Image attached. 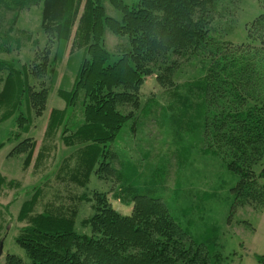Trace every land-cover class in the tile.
Wrapping results in <instances>:
<instances>
[{
    "label": "trees",
    "instance_id": "trees-1",
    "mask_svg": "<svg viewBox=\"0 0 264 264\" xmlns=\"http://www.w3.org/2000/svg\"><path fill=\"white\" fill-rule=\"evenodd\" d=\"M219 1L0 0V12H12L13 21L23 9H40L45 44L35 50V76L50 73L53 79L59 54L69 43L68 53H79L71 87L57 90L64 106L51 109L35 162L39 166L45 148L62 127V143L73 149L59 179L81 192L68 191L63 194L66 201L53 203L43 186H37L23 201L17 215L23 224L15 241L30 264H210L207 248L189 238L160 198L131 191L127 176L114 165L117 153L110 147L120 129L134 120L144 78L154 74L160 86L175 88L174 72L188 59L202 60L204 69L189 82L186 93L172 91L180 107L176 116L188 122L196 119L204 151L221 157L238 175L231 189L233 205L263 208L264 168L256 173L253 166L264 156V13L248 25V37L254 41L233 44L213 29L218 7L224 4ZM233 1L227 0L225 6ZM106 2L117 16L107 13ZM12 31L8 25L3 44L10 41ZM106 31L124 38L118 49H112L115 56L106 47ZM21 33L30 39L26 30ZM31 43L37 48L36 39ZM27 67L17 68L0 59V72L5 71L0 122L16 113V128L21 129L11 130L7 139H18L10 154H24L23 166L29 165L36 142L28 136L21 138L30 120L22 105H34L39 115L48 95L46 89L31 88L28 70L32 67ZM128 105L132 110L122 109ZM78 107L81 120L68 125ZM3 145L0 142V148ZM92 175L112 177L116 197L131 204V212L120 213L110 204L107 192L89 188ZM12 183L0 174V186ZM126 192H130L129 199L123 195ZM40 201L44 206L37 208ZM83 202L91 208L81 221L85 231L76 228L75 220ZM5 257L4 264H24L19 255L7 253ZM257 259L264 264V256Z\"/></svg>",
    "mask_w": 264,
    "mask_h": 264
},
{
    "label": "rangeland",
    "instance_id": "rangeland-1",
    "mask_svg": "<svg viewBox=\"0 0 264 264\" xmlns=\"http://www.w3.org/2000/svg\"><path fill=\"white\" fill-rule=\"evenodd\" d=\"M222 2L224 4L218 7L219 13L212 22L213 29L233 44L253 42L248 37L247 28L264 13V0H234L227 7V0H220L219 4ZM105 6L109 15L117 16L107 2ZM39 13V7L23 9L13 21L15 15L12 12H0V59L14 63L17 68L22 65L28 66V69L32 67L28 70V84L33 90L46 89L48 94L39 115L34 105H22V111L30 116V120L25 123L27 127L25 132H21V138L28 136L36 142L28 166L22 165L24 154H10L18 139L8 140L7 137L11 130L21 129L16 128V113L0 122V142H4L0 148V174L17 183L0 186V264L5 263L7 253L19 255L24 264H30L24 249L15 241V236L23 224L17 220L19 208L23 201L32 196L37 186H43L53 203L65 200L63 194L68 191L81 192V188L73 186H67V190L65 182L59 179L64 173V162L73 149L62 143V127L51 145H48L50 141L46 142L48 146L39 166L35 162L45 138L51 109L64 106L57 90L71 87L79 59V53H68L69 43L66 50L59 54L61 58L57 61V75L53 79L50 73L35 76L33 64L35 55H38V50H35L45 44ZM8 25L13 27V31L10 41L3 44ZM22 30L31 35L30 39L25 38L27 35L22 34ZM34 39L37 40V48L31 43ZM123 41L124 38L105 32L106 47L114 56L116 54L112 49H118V44ZM203 69L202 60H184L173 75L175 88L160 86L154 74L144 78L137 92L140 105L134 110V120L130 119L110 142L111 149L117 153L114 165L127 176L126 184L130 185L133 193L162 200L189 238L207 248L210 264H260L257 256H264V206L255 209L248 205H233L235 199L231 189L238 175L227 168L221 157L204 151L201 126L196 119L188 122L185 117L176 116L180 107L172 91H176L177 95L186 93L189 82L200 76ZM4 78L5 71L0 72V90ZM171 106L174 108L170 109ZM122 109L132 110L130 105L122 106ZM75 114L68 125L81 120L79 107ZM262 168L264 156L253 166L256 173ZM88 187L107 192L110 204L120 213L131 212L132 205L116 197L117 188L112 177L100 179L92 175ZM123 195L129 199L130 192ZM43 206L44 203L40 201L37 208ZM77 212L76 228L85 231L81 221L91 214L90 205L81 203Z\"/></svg>",
    "mask_w": 264,
    "mask_h": 264
},
{
    "label": "water",
    "instance_id": "water-1",
    "mask_svg": "<svg viewBox=\"0 0 264 264\" xmlns=\"http://www.w3.org/2000/svg\"><path fill=\"white\" fill-rule=\"evenodd\" d=\"M2 253V242H0V254Z\"/></svg>",
    "mask_w": 264,
    "mask_h": 264
}]
</instances>
